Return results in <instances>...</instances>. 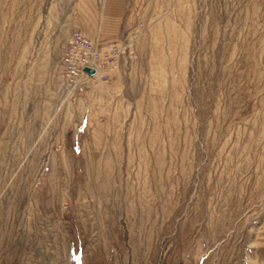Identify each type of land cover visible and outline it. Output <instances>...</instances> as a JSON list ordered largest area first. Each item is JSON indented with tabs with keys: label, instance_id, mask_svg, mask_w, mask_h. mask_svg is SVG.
<instances>
[{
	"label": "rangeland",
	"instance_id": "rangeland-1",
	"mask_svg": "<svg viewBox=\"0 0 264 264\" xmlns=\"http://www.w3.org/2000/svg\"><path fill=\"white\" fill-rule=\"evenodd\" d=\"M0 264H264V0H0Z\"/></svg>",
	"mask_w": 264,
	"mask_h": 264
},
{
	"label": "built area",
	"instance_id": "built-area-1",
	"mask_svg": "<svg viewBox=\"0 0 264 264\" xmlns=\"http://www.w3.org/2000/svg\"><path fill=\"white\" fill-rule=\"evenodd\" d=\"M120 53L119 44L105 46L82 30H73L66 41L62 58L66 86L76 88L81 84L107 79L110 72L117 68ZM87 69L94 70V73Z\"/></svg>",
	"mask_w": 264,
	"mask_h": 264
},
{
	"label": "water",
	"instance_id": "water-1",
	"mask_svg": "<svg viewBox=\"0 0 264 264\" xmlns=\"http://www.w3.org/2000/svg\"><path fill=\"white\" fill-rule=\"evenodd\" d=\"M88 72L94 73V70L87 69Z\"/></svg>",
	"mask_w": 264,
	"mask_h": 264
}]
</instances>
